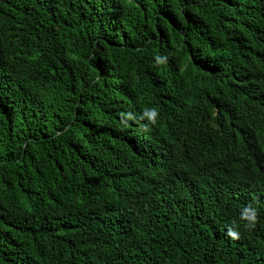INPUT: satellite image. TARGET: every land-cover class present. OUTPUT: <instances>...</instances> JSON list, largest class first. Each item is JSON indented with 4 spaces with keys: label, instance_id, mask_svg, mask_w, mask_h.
<instances>
[{
    "label": "trees",
    "instance_id": "16d2710c",
    "mask_svg": "<svg viewBox=\"0 0 264 264\" xmlns=\"http://www.w3.org/2000/svg\"><path fill=\"white\" fill-rule=\"evenodd\" d=\"M0 264H264V0H0Z\"/></svg>",
    "mask_w": 264,
    "mask_h": 264
},
{
    "label": "clouds",
    "instance_id": "9594fccd",
    "mask_svg": "<svg viewBox=\"0 0 264 264\" xmlns=\"http://www.w3.org/2000/svg\"><path fill=\"white\" fill-rule=\"evenodd\" d=\"M166 58L157 57V61L159 63H163V60ZM149 118L155 116L156 111L155 109H152L151 111L145 113ZM241 219L245 220L247 222V226L251 227L255 224L257 219V213L256 210L251 208V206L245 207L241 213ZM228 235L231 236L234 239L239 238L238 232L234 231L232 228H229Z\"/></svg>",
    "mask_w": 264,
    "mask_h": 264
}]
</instances>
